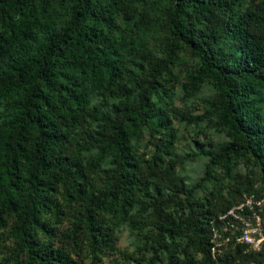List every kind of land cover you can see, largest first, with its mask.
<instances>
[{
  "label": "trees",
  "instance_id": "trees-1",
  "mask_svg": "<svg viewBox=\"0 0 264 264\" xmlns=\"http://www.w3.org/2000/svg\"><path fill=\"white\" fill-rule=\"evenodd\" d=\"M107 1L0 0V233L10 243L3 262L99 264L116 253L118 223L136 209L143 222L135 224L155 251L137 264H157L156 252L167 264H264V247L232 243L210 254L218 217L244 196L264 197V0L242 8L240 0H159L163 57L146 53L133 70L110 37L112 9L127 17L133 9ZM182 49L197 60L184 72L183 97L203 84L214 90L205 111L184 120L212 118L227 139L195 142L207 158L204 178L249 165L197 197L163 162L167 146L153 141L158 128L149 125ZM95 96L104 105L93 104ZM143 127L154 148L147 161L128 145ZM162 137L170 144V132ZM168 243L180 246V258Z\"/></svg>",
  "mask_w": 264,
  "mask_h": 264
},
{
  "label": "rangeland",
  "instance_id": "rangeland-1",
  "mask_svg": "<svg viewBox=\"0 0 264 264\" xmlns=\"http://www.w3.org/2000/svg\"><path fill=\"white\" fill-rule=\"evenodd\" d=\"M124 2L133 9V12L130 17H127L120 9H112L114 29L110 28V37L122 50L123 66L133 70L134 65L138 62L145 65L146 53L155 59L163 57L164 4L159 0H124ZM107 4H110L112 8L116 6L115 2L111 0H108ZM246 4L247 0H240L241 8ZM142 12H145V15L140 17ZM57 15L64 17L61 16V12H58ZM138 20L141 24H138ZM196 63L197 60L189 56L186 50L182 49L177 53L174 64L170 67L171 82L169 84L172 89H166L162 82L165 88L162 90L165 95L164 101L160 102L159 107L150 113L149 119V125L158 128V134L154 136L153 141L159 145L167 146L166 152L161 154L163 162L172 164L177 180L181 181L186 188L193 190L194 197L214 191L220 185L222 187L230 182L234 175L242 176L249 170V165L246 162H238L230 171L229 177L223 176L220 169L214 168L211 170L212 177L204 178L207 158L198 151L195 142L208 141L212 145L218 146L224 144L227 139L222 133L215 130L212 118H206L197 124L186 123L184 120L187 117L200 116L205 111V102L214 95L213 88L208 84H203L193 97H183L181 86L185 82L184 72L192 69ZM165 77L162 75L159 81ZM153 100L155 101V98ZM92 103L104 105L100 96H95ZM261 114L264 118V96ZM165 131L172 134L170 144L163 137L162 140L158 139V135H163ZM128 145L137 157L139 156L145 161L150 159L154 151L148 141L146 127L134 134L128 141ZM255 188L259 189L260 186L256 184ZM133 212L129 219L118 223L115 231L116 253L110 257L102 258L99 264H137L136 259H147L155 253L152 247L148 248V241L145 244L141 224L143 220L137 217L141 210L135 209ZM133 221L134 223H131ZM135 221L141 223L135 224ZM217 229L222 236H234L239 232L237 227L229 228L223 222H219ZM9 245L10 243L0 233V264H5L3 262L4 254ZM167 252L180 258V246L177 244L168 243ZM156 256L157 264H167L164 252H156Z\"/></svg>",
  "mask_w": 264,
  "mask_h": 264
},
{
  "label": "built area",
  "instance_id": "built-area-1",
  "mask_svg": "<svg viewBox=\"0 0 264 264\" xmlns=\"http://www.w3.org/2000/svg\"><path fill=\"white\" fill-rule=\"evenodd\" d=\"M262 203H264V197L256 199L253 195L244 196L241 203L218 217V220L229 228L237 227L239 232L234 236H222L218 229L213 227L210 240L212 244L210 254L212 257L222 252L232 243L244 244L246 250L253 252L264 247V223L261 217ZM226 217L232 218V221L225 219Z\"/></svg>",
  "mask_w": 264,
  "mask_h": 264
}]
</instances>
